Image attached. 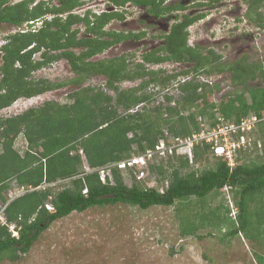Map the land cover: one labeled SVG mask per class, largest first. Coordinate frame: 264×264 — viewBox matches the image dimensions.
<instances>
[{
  "label": "trees",
  "instance_id": "trees-1",
  "mask_svg": "<svg viewBox=\"0 0 264 264\" xmlns=\"http://www.w3.org/2000/svg\"><path fill=\"white\" fill-rule=\"evenodd\" d=\"M32 1L12 4L10 0H0V23L21 27L30 20L53 14L36 30L22 28L6 35V42L0 46L3 60L0 110L21 97L31 98L63 85L32 78L33 72L60 59H67L76 72L72 79L75 83L92 75H105L116 97L95 86H83L70 94V102L45 101L23 113L0 116V201L9 202L5 208L7 222L0 219V264L6 257L16 260L19 253L29 251L52 222L74 211L116 203L147 209L154 205L171 206L177 201L183 235H195L201 228L211 226L224 230L220 236L222 240L241 236L252 242L257 264H264V251L255 249V243L264 247V154L263 159L258 156V162H238L234 167L228 158L218 157L215 168L187 170L190 157L177 154L176 148L173 154L161 159L159 165L154 163L149 167L150 173L158 172L162 177L160 182L167 181L163 190L149 186L145 178L139 179L137 172L140 170L136 167L130 170L131 185L126 183L118 166L113 168L114 182L109 176L108 181L103 182L98 171L86 169V164L96 168L155 147L166 137L165 128L176 138L193 137L204 130L197 116L209 119L211 127L219 123L214 112L216 108L222 116L234 119L237 124L248 115H256L260 118L258 124L264 143V85L248 82L258 75L264 80V61L251 63L245 56L235 62L213 64L221 60L220 54L198 51L186 45L185 27L192 21L188 19L174 26L166 46L154 51L167 53L146 54L144 60L148 63L189 60L194 64L183 72L195 75L180 82L178 87L182 93L174 105L148 107L156 95V92L147 91L148 86H168L177 75H165L163 68L149 69L144 64H138L141 69L135 71L124 57L92 60L118 41L117 38L108 40L101 29L106 17L97 20L98 26L91 27L88 16L59 14L80 5V0H58L60 4L54 6L42 1L30 8ZM259 2L250 0L253 8H258ZM82 20L88 21V29L95 35L93 38H77L78 29L72 26ZM258 20L264 19L258 15ZM39 52L42 58L34 59ZM215 70L232 72L231 81L240 87L238 91L225 94L219 103L209 97L221 83L211 86L197 79L198 73ZM136 76L147 77V80L127 89L117 84L125 79L134 80ZM166 99L172 102L174 98L166 95ZM140 104L144 105L142 109L132 111ZM186 109L190 110L188 115L183 113ZM238 133V136L243 133L241 128ZM20 135L28 142L24 155L15 148ZM211 150L213 142L201 139L193 146L194 158H207ZM61 180H68V183L54 190ZM15 181L18 187L32 186L34 189L28 188L9 201V190ZM226 185L232 187L237 208L234 217L230 216L231 208L224 201L207 206L206 198L217 196ZM193 196L197 200L192 199ZM48 202L53 204L54 210L46 207ZM11 225L19 230V236L14 235Z\"/></svg>",
  "mask_w": 264,
  "mask_h": 264
},
{
  "label": "rangeland",
  "instance_id": "rangeland-1",
  "mask_svg": "<svg viewBox=\"0 0 264 264\" xmlns=\"http://www.w3.org/2000/svg\"><path fill=\"white\" fill-rule=\"evenodd\" d=\"M16 1L19 0H12V2ZM224 1L222 3L226 2ZM238 3H242L239 9V4H234V6H225L224 4V6L218 9V12H224L225 10L228 12L230 10L228 8L233 9V13L227 15V18L221 13L211 16L217 20L213 30L199 25L192 28L190 43L194 44L193 40L195 39H203L205 44L202 46L212 48L221 54L223 56L222 61L240 58L243 55H247V61L251 63L264 61V31L253 28L252 25L248 28L246 19L243 18L245 13H241L242 10L244 11L246 9L248 3H243L242 1H238ZM262 3V5L259 4L258 10L264 12V1ZM33 7L35 6L32 1L30 8ZM48 15L52 16L53 14L49 13ZM223 18L225 20L229 19V27L223 26ZM234 18L237 24L239 23L237 19L241 18L242 23L240 27L237 25L240 28L239 30L234 29ZM153 22L144 25H134V28L133 25L130 27L134 31L146 28L147 33L142 35L141 39H124L125 41L123 40L107 48L103 53L91 59L98 60L124 57L129 66L135 71L141 69L138 64H144V67L149 69L159 70L163 68L166 71L163 72L165 75H177L168 86L162 87L159 85L155 87L149 85L147 90L148 92H156V95L153 97L154 101L148 104V107H154L159 104L167 105L168 103L174 105L182 93L178 87L180 82L185 78H188V80L191 79L195 73H189L190 76L188 74V76L184 75L183 70L187 67L184 63L173 62L171 60L148 63L144 60V55L146 54L164 55L167 53L164 50L155 53L156 48L165 42L164 40L160 41L156 37L161 33L165 34L164 32L169 31L172 23H174V18L170 15L166 16L162 22L163 28H158ZM87 23L88 21L82 20L73 24V29H78L77 38L85 36V33H87ZM35 26L39 27L40 24L37 23ZM21 27L24 28L25 24L21 25ZM124 28L129 29L128 27H123L122 23L115 22L112 25L111 23L108 24L105 30H112L113 32L109 33L112 36L114 33L118 34L117 30H124ZM19 29L17 25L8 22L0 23V46L6 42L5 37L7 34ZM244 29L249 32H245ZM252 37L256 39L253 40ZM242 47L244 49L241 50ZM75 50L77 53L80 52V49ZM41 52L37 53L34 59H41ZM2 63V50L0 47V66ZM192 66L188 64L189 68H192ZM207 73L201 74L200 77L197 76V79L201 82L211 83V86L215 83H221L220 87L214 90L210 95L211 97H209L217 103L222 100L225 94L240 90V87L231 81L232 72L225 73V75L216 70ZM76 75V72L72 69L67 59L53 61L49 65L33 72L32 78L35 80H45L46 83L52 84L62 82L63 85L55 86L53 89L31 98L21 97L12 105L1 109L0 116L9 117L23 113L31 107L43 105L45 101L70 102L72 100L70 94L83 86H95L116 97L115 91L108 86L105 75H92L79 84L72 80ZM1 78L2 71L0 69V80ZM146 78L136 76L134 80L125 79L117 84L120 85L121 89L134 88L143 83L144 80H147ZM248 82L249 84L264 85V80L259 75L254 79H249ZM166 95H171L174 98L173 101L168 102ZM247 97L249 98V94H247ZM143 107L144 105L140 104L132 111L142 109ZM214 110L216 116L221 120L220 126L235 122L234 119H228L222 116L217 108ZM210 111L212 110L210 109ZM120 112H123V110L120 109ZM189 112L190 110H183V113L186 115ZM252 115H248L247 118H250ZM197 117L202 127H204V131L199 136L204 137L206 135L209 139H218V143L216 144H221L224 141V143L229 145L230 140L239 139L236 135H230L231 130L227 127L217 128V125L211 127L209 119L202 115ZM164 132L168 138V142L174 141V145L182 140V146H176L178 148L177 154L193 153V160L190 161L187 170H204L217 166L219 160L213 150H211L209 157L196 160L192 145L187 142L190 139L176 140V137L167 128L164 129ZM231 132L235 131L232 130ZM245 134L246 141H243V143L239 142L242 147L241 145L238 146L241 149L234 152L235 158H239V161L235 160V165L238 162L250 163L252 160L258 162L260 161L259 157L263 159L264 143L261 126L256 123L252 129H247ZM220 135L223 136L220 137ZM27 147L28 142L23 135H20L15 148L20 150L21 154L24 155ZM135 148H138L137 144H135ZM163 150L161 149L157 152L163 154ZM161 156L163 155L147 158L145 159V164L134 166L137 170H146L147 176H145V180L147 184L158 187L159 190L166 188L167 181L160 182L162 177L158 172L150 173L151 169L149 167L154 163L159 165ZM164 162L166 163V160ZM123 173L126 183L131 185L133 179L130 171L125 170ZM67 183L68 180H62L53 189L59 190ZM27 188L25 186L22 190L11 192L13 193L12 198H15L17 194L23 193ZM192 199L197 200L195 196ZM223 201L229 204L231 208L230 216L234 217L237 214V208L230 185H226L220 190L217 196L213 197V195H209L206 198L207 206H216ZM179 204L177 201L171 206L154 205L143 209L137 205L116 203L97 205L82 212L74 211L68 216L52 222L39 235L29 251L26 253H17L18 258L16 260L6 257L1 261V264H257L254 248L249 239L247 240L246 238L237 236L222 240L220 236H223L224 230L221 231L211 226L201 228L195 235H183ZM2 208L3 206L0 205V213ZM255 249L260 252L264 251V247L258 243H255Z\"/></svg>",
  "mask_w": 264,
  "mask_h": 264
},
{
  "label": "flooded vegetation",
  "instance_id": "flooded-vegetation-1",
  "mask_svg": "<svg viewBox=\"0 0 264 264\" xmlns=\"http://www.w3.org/2000/svg\"><path fill=\"white\" fill-rule=\"evenodd\" d=\"M42 1L47 2V5H59L58 0H34L33 4L35 6L39 5ZM81 4L70 9L69 11H66L64 13H59L60 15L64 14L67 15L68 13H74V14H80L82 17L88 16L89 18V26H98L97 20L106 17L107 21L103 23V27L101 28L104 32H106L107 37H109L108 40H113L115 38L118 39V41H115L111 46H114L115 44L125 40H139L141 39L142 35H145L147 33L146 28L139 29L138 31H134L133 28L135 26L149 24L150 22H153L158 26V28H163L162 22L163 19L170 15L174 18V23H172L170 29L168 32H164L165 34L161 33L156 38L160 39V41H165L163 44H160L156 49H159L160 47L166 46L168 44V36L172 33V30L176 24L182 23L188 19H190V23H187L185 27V32L187 33V40L186 45L190 47L191 49H196L198 51L202 52H208V51H214L212 48H206L204 45V40H193L194 44L190 43V36L192 35V28H195L196 25L199 26H206L207 28L213 30L214 24L217 22L215 17H211L212 15H217L218 13H221L225 15V18H227V15H230L233 13V9L228 8V12L225 10L224 12H218V9L222 6L226 5H232L239 4L238 9L240 8L241 4L238 3V1H242L243 3L247 2L248 6L246 9L241 11L245 16H243L244 19H246V24L248 25V28L252 25L253 28L263 30L264 31V23L262 21L258 20V15H261L264 19V12H261L258 10V8H253L250 4V0H80ZM86 1V2H85ZM125 1V2H124ZM224 1L225 3H222ZM264 0H260L259 4H263ZM124 2V3H123ZM32 3V2H31ZM30 3V4H31ZM218 4V5H216ZM259 4L256 5L259 7ZM156 11H159V13H156ZM252 16L253 19H252ZM91 19V20H90ZM235 19V18H234ZM228 20L222 19L223 26L229 27ZM239 20V23L234 24V29L239 30L240 25L242 23L241 18L237 19ZM115 22L122 23L124 30H117L118 34L114 33V35H109V33H112L113 31L105 30L106 26L111 23V25ZM219 23V21H218ZM221 24V22H220ZM133 25V28L130 29V27ZM135 25V26H134ZM239 25V27L237 26ZM247 28V27H245ZM245 32H249L246 29H244ZM85 33L86 37L93 38L94 33L89 31L88 29V23L86 26ZM121 31V32H120ZM124 31V32H123ZM244 32V33H245ZM122 37V38H119ZM253 40L256 38L252 37ZM124 40V41H125ZM248 46V45H247ZM246 46V47H247ZM108 47V48H109ZM245 47V48H246ZM244 49L243 47L241 50ZM246 53V52H245ZM219 54V53H218ZM221 55V54H220ZM222 56V55H221ZM247 57V55H243L240 58H232L231 60L222 61L223 56L221 57V60L216 61L213 64H220V63H229V62H235L239 59H242L243 57ZM173 61V60H171ZM174 62V61H173ZM186 64V69L183 71H186L188 69H191L188 67V64L193 65L194 62L189 60H183V61H175ZM191 67V66H190ZM210 67V66H209ZM217 71V70H216ZM219 72V71H218ZM230 71H222L221 74L229 73ZM231 73V72H230ZM201 74H208L207 72H201L198 73L197 76L200 77ZM188 76L187 74H184ZM190 76V75H189ZM227 76V74H226ZM233 76V74H232ZM231 76V77H232ZM188 78H185L186 80Z\"/></svg>",
  "mask_w": 264,
  "mask_h": 264
},
{
  "label": "built area",
  "instance_id": "built-area-1",
  "mask_svg": "<svg viewBox=\"0 0 264 264\" xmlns=\"http://www.w3.org/2000/svg\"><path fill=\"white\" fill-rule=\"evenodd\" d=\"M30 23H33V21H30ZM259 120H260V118H258L256 115H253L250 118L243 119L242 122L239 123V124H237L235 122H233V123L230 122V124L228 123V124L222 125L219 128H225V127H227L228 129L237 132V130L239 128L244 129V130L245 129H252V127L257 122H259ZM202 132L193 135V137L187 138V139H190L187 142H189L192 145V147H193V145L195 143L199 142L201 139H206L207 141L213 140V139H209V137H207L206 135L204 137L203 136H199V135H201ZM179 139L180 138H176V140H179ZM180 141L182 142V140H180ZM214 141L216 143H218V139H215L214 138ZM242 141H246V136H244V135L242 136ZM181 142H178V144H175L174 145L173 144L174 141H173L171 143V145H168L165 140H161L160 143L157 144L155 148H149L142 155L133 156L132 158H129L127 160H123V161H119V162H113V163H110V164L101 166V167L98 168L99 173L101 175V179L105 181L108 176H110L113 179V168H114V166H118L121 169L122 172H124L125 170L129 172L131 170V168H134V166L138 165L137 163H139V165L145 164L144 162H145V159H147V158H151L153 156L159 157L160 155H163V156H161L160 160L161 159H164V158H167L170 154H173L174 153L175 149L177 148L176 147L177 145L182 146ZM240 145L241 144L239 142L235 141L234 139L230 140V146H228V148L226 150L227 155L229 157H233L234 156V152L236 151V149ZM161 149H164L163 150V154H159L157 152L158 150H161ZM216 151L218 153H221V152H224L225 151V148L222 147L219 144L216 147ZM177 152H178V148H177ZM191 155H193V153ZM231 163L233 164L234 162L231 161ZM146 173H147L146 170H140V171L137 172V177L139 179H144L145 176H147ZM47 207L50 208V209H52V206L50 204H47ZM2 212H3V208H2V211L0 213V218L2 220H4L5 217L3 216L4 213H2ZM11 228L14 230V233L16 235H18V231L16 230L15 225H11Z\"/></svg>",
  "mask_w": 264,
  "mask_h": 264
},
{
  "label": "clouds",
  "instance_id": "clouds-1",
  "mask_svg": "<svg viewBox=\"0 0 264 264\" xmlns=\"http://www.w3.org/2000/svg\"><path fill=\"white\" fill-rule=\"evenodd\" d=\"M20 1H22V0H19V1H16V2H12V0H10V2L12 3V4H15V3H17V2H20ZM35 6V5H34ZM53 17V15L51 16V15H46V16H44V17H42V18H39V19H36V20H34L33 21V23H30V21H32V20H30V21H28V22H26L25 23V27L23 28V29H25V30H29V29H33V30H36V29H38V28H40L41 26H42V24L44 23V21H45V19L46 20H50L51 18ZM37 23H39L40 24V26L39 27H37V26H35V24H37ZM30 24V25H29ZM20 29H22V27H19ZM253 116V115H252ZM258 123V122H257ZM220 124H221V120L219 121V123L217 124V128L218 127H220ZM239 130V129H238ZM238 130H237V132H231L230 131V135H233V136H238L239 135V133H238ZM246 130L247 129H242V134L240 135V136H238V140H235V141H237V142H240V143H243V141H242V136L244 135H246L245 134V132H246ZM204 131V130H203ZM224 135V134H223ZM223 135H221L220 137H222ZM161 140H165L166 142H167V144L168 145H171V143L172 142H168V138H167V136L165 137V138H162ZM160 140V141H161ZM160 141H159V143H160ZM17 142V141H16ZM209 142H213V152L216 154V156H218V157H225V158H228V160H229V164L232 166V167H234L235 166V160H236V158H235V156H233V157H229L228 155H227V153H226V150H227V148H228V146H230L229 144H226V143H224V141H223V143H221L220 145L222 146V147H224L225 148V151L224 152H221V153H218L217 151H216V147L219 145V144H216V142L214 141V139L213 140H210ZM159 143H157V144H159ZM16 145V144H15ZM195 145V144H194ZM193 145V146H194ZM156 147V146H155ZM155 147H153V148H155ZM241 147H242V145H241ZM241 147L239 148H237L236 149V151L237 150H239V149H241ZM149 149V148H148ZM147 149V150H148ZM192 149H193V147H192ZM146 150V151H147ZM145 151V152H146ZM145 152H143V153H133V155L131 156V157H129V158H132L133 156H139V155H142V154H144ZM186 154H188L189 155V157H190V161H192L193 160V155H191L190 153H186ZM171 155V154H170ZM129 158H126V159H123V160H127V159H129ZM123 160H120V161H123ZM231 161H233L234 163L232 164L231 163ZM117 162H119V161H117ZM138 165H139V163H137ZM101 167V166H100ZM98 168L99 167H96V168H91L88 164H86V169H87V171L88 172H92V171H98L99 172V170H98ZM121 170V169H120ZM100 174V173H99ZM110 177V176H109ZM100 178H101V175H100ZM110 179H111V181L112 182H114V177H113V179L110 177ZM102 180V179H101ZM62 181V180H61ZM103 182H107L108 181V179H106L105 181L104 180H102ZM58 183H56L55 185H57ZM24 187L25 186H22V187H18L17 186V184H16V181L15 182H13V184H12V187H11V189L9 190V193L11 194V199L9 200V201H11L12 199H14V198H12V196H13V193H11V192H13V191H16V190H22V189H24ZM28 187V186H27ZM29 189H34V187H28ZM28 188L26 189V190H24L23 191V193L24 192H26L27 190H28ZM87 190H85V192H86ZM23 193H21V194H23ZM10 194H9V196H10ZM21 194H17L15 197H17V196H19V195H21ZM9 202H7V203H1L0 205L1 206H3V212L2 213H4L3 214V216L5 217V208H6V206H7V204H8ZM47 204H50L51 206H52V209H50V208H48L47 207ZM46 207L49 209V210H54V206H53V204L51 203V202H48V203H46ZM1 219V218H0ZM5 220V221H4ZM4 220H2L1 219V221L3 222V223H6L7 221H6V218H4ZM11 227V226H10ZM11 230L13 231V233H14V230L11 228ZM18 231V235H16L15 233H14V235H16V236H19V230H17Z\"/></svg>",
  "mask_w": 264,
  "mask_h": 264
}]
</instances>
